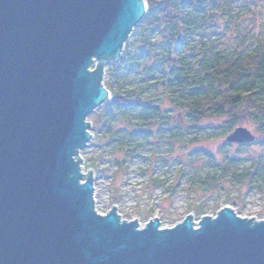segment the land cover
<instances>
[{
  "label": "water",
  "instance_id": "obj_1",
  "mask_svg": "<svg viewBox=\"0 0 264 264\" xmlns=\"http://www.w3.org/2000/svg\"><path fill=\"white\" fill-rule=\"evenodd\" d=\"M146 12L145 0H0V264H264V220L231 207L170 228L96 210L87 119ZM255 141L246 127L227 138Z\"/></svg>",
  "mask_w": 264,
  "mask_h": 264
},
{
  "label": "trees",
  "instance_id": "obj_2",
  "mask_svg": "<svg viewBox=\"0 0 264 264\" xmlns=\"http://www.w3.org/2000/svg\"><path fill=\"white\" fill-rule=\"evenodd\" d=\"M145 1L147 12L133 39L105 72L111 98L93 115L91 143L101 158L121 153L117 164L124 170L158 130L171 125L175 111L194 127L218 122L208 128L211 135L228 138L237 128L250 126L255 136L264 138V35L243 39L244 50L222 49L208 31L220 18L232 17V0ZM169 134L182 140L180 133ZM254 143L227 142L240 148ZM90 168L97 174L95 163ZM226 184L264 194V162L240 170L234 160H225L189 187L227 190ZM235 198L243 199L242 193ZM193 212L202 215L206 210L199 204Z\"/></svg>",
  "mask_w": 264,
  "mask_h": 264
},
{
  "label": "rangeland",
  "instance_id": "obj_3",
  "mask_svg": "<svg viewBox=\"0 0 264 264\" xmlns=\"http://www.w3.org/2000/svg\"><path fill=\"white\" fill-rule=\"evenodd\" d=\"M230 6L232 17L220 18L208 31V37L217 40L222 49L244 50L243 39L249 35H264V0H232ZM134 30L128 41L133 39ZM114 64L109 63L105 72ZM94 113L87 119L91 134ZM218 124L209 121L194 127L189 121L179 119L175 111L171 125L158 130L159 134L144 144L139 157L128 162L124 170H119L117 164L121 153H107L101 158L100 149L91 145L92 139L81 151L80 159L83 174L93 170L90 168L93 163L97 165V174L94 173L96 210L106 215L116 208L122 221L137 220L140 227L158 218L161 228H170L188 216L198 225L205 217H216L225 207H231L241 218L264 220V194L247 193L244 188L226 184L231 194L229 198L227 190L194 191L189 187L190 181L204 177L225 160H234L240 170L257 160L264 162V144L259 143L264 138L256 136V142L245 148L229 145L226 137L210 134L208 128ZM245 127L254 132L252 127ZM170 132L180 133L182 140L170 137ZM241 193L243 199L237 201L235 196ZM199 204L204 205L205 214L193 212Z\"/></svg>",
  "mask_w": 264,
  "mask_h": 264
},
{
  "label": "built area",
  "instance_id": "obj_4",
  "mask_svg": "<svg viewBox=\"0 0 264 264\" xmlns=\"http://www.w3.org/2000/svg\"><path fill=\"white\" fill-rule=\"evenodd\" d=\"M256 221H260V220H258V219H255Z\"/></svg>",
  "mask_w": 264,
  "mask_h": 264
}]
</instances>
